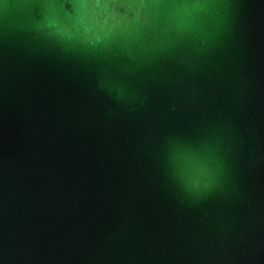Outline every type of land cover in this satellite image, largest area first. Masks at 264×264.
Returning <instances> with one entry per match:
<instances>
[{
    "label": "water",
    "instance_id": "95a60500",
    "mask_svg": "<svg viewBox=\"0 0 264 264\" xmlns=\"http://www.w3.org/2000/svg\"><path fill=\"white\" fill-rule=\"evenodd\" d=\"M0 264H264V0H0Z\"/></svg>",
    "mask_w": 264,
    "mask_h": 264
},
{
    "label": "snow or ice",
    "instance_id": "6c2138e0",
    "mask_svg": "<svg viewBox=\"0 0 264 264\" xmlns=\"http://www.w3.org/2000/svg\"><path fill=\"white\" fill-rule=\"evenodd\" d=\"M95 2H96V3H101V2H102V0H95Z\"/></svg>",
    "mask_w": 264,
    "mask_h": 264
}]
</instances>
